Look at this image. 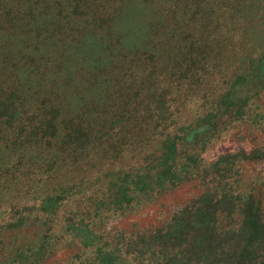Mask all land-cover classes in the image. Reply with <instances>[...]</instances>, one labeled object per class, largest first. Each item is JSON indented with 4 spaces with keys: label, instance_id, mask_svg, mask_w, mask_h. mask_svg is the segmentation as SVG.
Returning <instances> with one entry per match:
<instances>
[{
    "label": "trees",
    "instance_id": "trees-1",
    "mask_svg": "<svg viewBox=\"0 0 264 264\" xmlns=\"http://www.w3.org/2000/svg\"><path fill=\"white\" fill-rule=\"evenodd\" d=\"M259 1L0 0V229L45 219L96 264H264V199L226 180L232 167L218 165L233 155L197 180L205 150L264 91V47L221 77L236 57L227 34L244 36ZM127 4L147 14L133 36L116 23ZM199 94L203 110L182 122ZM187 182L195 198L125 252L63 209L98 190L124 211Z\"/></svg>",
    "mask_w": 264,
    "mask_h": 264
},
{
    "label": "rangeland",
    "instance_id": "rangeland-1",
    "mask_svg": "<svg viewBox=\"0 0 264 264\" xmlns=\"http://www.w3.org/2000/svg\"><path fill=\"white\" fill-rule=\"evenodd\" d=\"M259 2L261 6L257 8ZM259 2L253 6L255 8L250 7L243 11L248 16L242 21L244 36L238 39L234 30L232 34H227L237 48L234 52L236 57L230 59L228 70L221 75L223 78H231L241 72L249 58L264 47V0ZM146 19L147 14L140 6L127 4L119 9L116 23L129 32L127 36H133L130 35L131 32L139 29ZM204 104L205 99L200 94L190 95L181 121L191 122L196 112L201 113ZM220 154L233 155L228 163L221 162L218 165L222 168L232 167L233 171L228 174L230 179L226 180H242L243 188L252 183L256 193L264 199V91L251 105L246 119L234 122L229 130L223 132L205 150L202 154V166L207 168L204 172L200 171L197 180H213L210 178L211 172L217 169L214 164ZM133 159V153H129L118 161L128 163ZM195 185L187 182L166 194L134 204L124 211L108 210L106 202L103 201V193L91 190L67 201L63 209L65 212L76 213V218L93 226L107 236L113 245L125 252L130 250L129 245L139 232L164 224L176 210L194 199L199 193ZM98 203L102 207L98 208ZM52 226L43 219L18 228L0 229V264H96L90 249L72 241L59 229H49ZM39 247V260H30L26 255V260L20 261L24 252L27 254V251ZM125 262L142 264V261L136 262L129 258Z\"/></svg>",
    "mask_w": 264,
    "mask_h": 264
}]
</instances>
